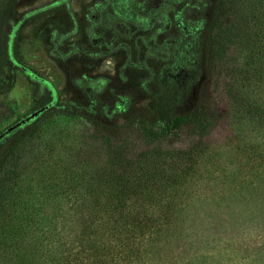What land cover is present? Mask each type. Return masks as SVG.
Here are the masks:
<instances>
[{
	"label": "trees",
	"instance_id": "obj_1",
	"mask_svg": "<svg viewBox=\"0 0 264 264\" xmlns=\"http://www.w3.org/2000/svg\"><path fill=\"white\" fill-rule=\"evenodd\" d=\"M18 1L0 0V97L10 90L4 66L32 77L10 51ZM68 2L51 5L68 12ZM115 4L83 8L85 23L110 34L88 43L123 50L126 67L144 74L138 98L106 99L99 82L79 75L72 85L81 103L45 98L2 133L0 264H264V7ZM74 33H52L48 58L60 64L92 52L62 48ZM16 114L14 104L0 105V120ZM57 119L80 124L106 150L105 171L90 183L68 167L56 180L23 175L21 157ZM219 127L227 136L212 148L215 160L205 140ZM218 170L228 174L218 178Z\"/></svg>",
	"mask_w": 264,
	"mask_h": 264
},
{
	"label": "rangeland",
	"instance_id": "obj_2",
	"mask_svg": "<svg viewBox=\"0 0 264 264\" xmlns=\"http://www.w3.org/2000/svg\"><path fill=\"white\" fill-rule=\"evenodd\" d=\"M55 1L58 0H19L15 6L9 26L10 51L18 66L31 71L32 77L21 74L12 65L4 66L3 71L10 90L0 97V105L14 104L17 114L8 121L0 120V136L16 126L13 122L17 121L18 116L22 118L27 115L32 106L45 98L51 104H65L69 101L81 103V98L72 85L79 75H88L96 83L99 82L106 99L110 100L119 93H132L138 98L137 84L144 74L126 67L123 50L117 49L112 42L107 44L105 41L102 48L91 47L88 43L91 35L100 34L105 40L110 36L104 24L93 27L83 21V8L95 0H69L68 12L60 3L59 6H52L51 3ZM119 1L114 0L116 8ZM244 1L246 7H253L254 3L259 8L264 7V0L260 4L256 0ZM72 26L75 33L64 40L67 43L62 48L69 49L76 45L77 48L82 47L92 52L84 56L75 54L57 64L46 55L50 35L54 32L71 31ZM136 34L141 32L132 29L131 36ZM126 42L131 48L129 40ZM43 81L48 84L45 85ZM218 113H221L219 105ZM226 136L227 129L219 127L206 138L205 145L209 147V154L211 153L213 159L216 160L218 154L212 155V148L222 146ZM106 158V150L90 137L84 127L67 119H57L40 132L21 157V162L25 164L23 175L30 180H56L61 176L62 167H68L75 172H82L83 175L80 176L84 184L87 181L90 183V178L105 171L101 167H104ZM222 172L226 173L218 170L215 174L218 178L228 174V170Z\"/></svg>",
	"mask_w": 264,
	"mask_h": 264
}]
</instances>
